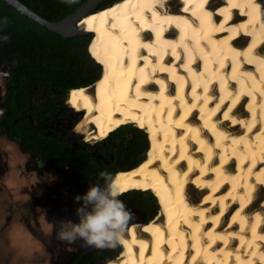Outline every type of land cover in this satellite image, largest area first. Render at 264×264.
I'll return each instance as SVG.
<instances>
[{
  "label": "bare ground",
  "instance_id": "6f19581e",
  "mask_svg": "<svg viewBox=\"0 0 264 264\" xmlns=\"http://www.w3.org/2000/svg\"><path fill=\"white\" fill-rule=\"evenodd\" d=\"M90 10L77 27L94 34L103 77L68 94L85 114L77 132L146 131L148 159L115 179L161 207L148 224L133 214L109 264H264V0Z\"/></svg>",
  "mask_w": 264,
  "mask_h": 264
},
{
  "label": "trees",
  "instance_id": "16d2710c",
  "mask_svg": "<svg viewBox=\"0 0 264 264\" xmlns=\"http://www.w3.org/2000/svg\"><path fill=\"white\" fill-rule=\"evenodd\" d=\"M18 1L49 22L65 19L87 2L78 0L68 5L61 0ZM110 1L98 10L122 0ZM0 17L9 19L0 35L6 33L10 37L7 42L0 41V72L5 67H9L10 72L5 81L1 125L15 136L25 138L29 114L55 117L59 106L66 104L71 90L93 86L102 79L103 67L90 51L93 33L63 38L17 13L1 0ZM37 96H41L39 105L35 104ZM94 148L97 154L113 158L115 164L110 173L115 177L148 159L151 139L146 131L127 124L98 141ZM99 173L100 170L95 169L96 178ZM119 198L143 215L146 224L153 221L161 209L158 196L150 190L129 191ZM120 250L119 246L116 254ZM72 264H78V259Z\"/></svg>",
  "mask_w": 264,
  "mask_h": 264
},
{
  "label": "flooded vegetation",
  "instance_id": "af4514ba",
  "mask_svg": "<svg viewBox=\"0 0 264 264\" xmlns=\"http://www.w3.org/2000/svg\"><path fill=\"white\" fill-rule=\"evenodd\" d=\"M110 2L109 0L101 3L98 9ZM2 74L6 81L10 72L8 70ZM5 81L2 86L0 85V88H4V95ZM4 95L0 98V180L2 175L8 177L6 182L1 184L3 190H8L7 185L12 184L9 179L11 163L26 174L23 203L30 208V214L36 211L34 213L36 218L50 215L51 220L55 221V226L58 225L56 223L58 219L75 221L76 216L73 215L76 214L78 205L74 197L83 194L90 185L103 183L100 177L96 178L95 169L110 172L115 164L113 158L97 154L94 146L98 141L91 143L84 134L69 126V121L73 122V119L78 123L82 114L74 113L66 104L59 106L55 117H33L29 114L25 138L8 132L1 125ZM40 97H36V105H39ZM14 153H22L23 158L14 160L12 157Z\"/></svg>",
  "mask_w": 264,
  "mask_h": 264
},
{
  "label": "rangeland",
  "instance_id": "374dc122",
  "mask_svg": "<svg viewBox=\"0 0 264 264\" xmlns=\"http://www.w3.org/2000/svg\"><path fill=\"white\" fill-rule=\"evenodd\" d=\"M2 70L4 73V71L9 70V67H5ZM2 72L0 73L1 86L5 81ZM3 90L4 88L1 87L0 98L4 95ZM66 105L74 113L82 114L81 120L83 119L84 113L78 111V109L76 110L73 106H69L67 102ZM75 121V119H73V122L72 120L69 121V126H73V130L76 131L80 121L78 123H75ZM100 140L96 138L90 142L94 144ZM12 157L18 161L23 158V155L22 153H14ZM9 166V179H11L10 182L12 184L7 185L8 190H3L4 187L1 185L2 182H6L8 175H2L0 180V264H72L78 258V264H89L90 262L94 264H109L111 256L119 255L123 249L122 244L115 248L98 249L88 246L79 240L72 245H66L65 242L59 241L55 235L58 225L55 226V221L51 220L50 215L36 218L34 217L36 211L30 214V208L23 203L26 174H24L22 169L17 168L16 165L10 163ZM195 191H199V189L195 187ZM191 194L196 195L195 192H191ZM263 200L264 198L260 199L259 203ZM126 206L141 221L145 219L143 215L134 213V209L128 205ZM73 216H76V214ZM8 220L9 224H7ZM58 220H56V223ZM140 225H142V222H140ZM119 246L121 250L116 254Z\"/></svg>",
  "mask_w": 264,
  "mask_h": 264
},
{
  "label": "clouds",
  "instance_id": "9594fccd",
  "mask_svg": "<svg viewBox=\"0 0 264 264\" xmlns=\"http://www.w3.org/2000/svg\"><path fill=\"white\" fill-rule=\"evenodd\" d=\"M68 5L78 0H61ZM9 23L7 17H0V31ZM9 36L0 35V41L7 42ZM103 183L87 187L83 194L74 197L77 202L76 220L60 219L55 232L59 241L72 245L76 241L98 249L115 248L124 242V233L132 218V212L119 199L122 189L113 174L99 173Z\"/></svg>",
  "mask_w": 264,
  "mask_h": 264
},
{
  "label": "water",
  "instance_id": "95a60500",
  "mask_svg": "<svg viewBox=\"0 0 264 264\" xmlns=\"http://www.w3.org/2000/svg\"><path fill=\"white\" fill-rule=\"evenodd\" d=\"M4 4L8 7L16 11L17 13L21 14L22 16L28 18L29 20L38 23L48 31L57 33L61 35L63 38H72L79 34H89L88 32L79 31L77 27L78 21L83 18L86 13L83 10L86 7H89L91 10L90 12H97L98 7L101 3L105 2L106 0H87V2L82 5L75 13L69 15L65 19L58 21V22H49L39 15L34 13L32 10L27 8L24 4H22L18 0H1ZM90 5V6H89ZM71 21L72 26L68 27L67 23ZM94 86V85H93ZM134 213L138 214L137 211L133 210ZM146 223L145 219L143 220L142 224Z\"/></svg>",
  "mask_w": 264,
  "mask_h": 264
},
{
  "label": "snow or ice",
  "instance_id": "6c2138e0",
  "mask_svg": "<svg viewBox=\"0 0 264 264\" xmlns=\"http://www.w3.org/2000/svg\"><path fill=\"white\" fill-rule=\"evenodd\" d=\"M113 27H115V25H113ZM73 96H75V93L73 94Z\"/></svg>",
  "mask_w": 264,
  "mask_h": 264
}]
</instances>
